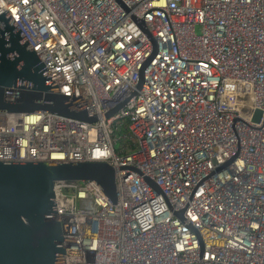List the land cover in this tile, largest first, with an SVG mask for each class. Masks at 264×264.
<instances>
[{
	"label": "built area",
	"instance_id": "1",
	"mask_svg": "<svg viewBox=\"0 0 264 264\" xmlns=\"http://www.w3.org/2000/svg\"><path fill=\"white\" fill-rule=\"evenodd\" d=\"M0 2L95 116L0 113V161L114 169L55 187L66 262L264 264V0Z\"/></svg>",
	"mask_w": 264,
	"mask_h": 264
},
{
	"label": "water",
	"instance_id": "2",
	"mask_svg": "<svg viewBox=\"0 0 264 264\" xmlns=\"http://www.w3.org/2000/svg\"><path fill=\"white\" fill-rule=\"evenodd\" d=\"M130 18L153 42L142 22ZM58 90L0 2V113L47 112L84 122L95 120L85 112V99ZM84 180L115 204L114 169L105 162L0 161V264H87L65 261L54 202L59 182ZM147 183L157 189L151 181Z\"/></svg>",
	"mask_w": 264,
	"mask_h": 264
}]
</instances>
